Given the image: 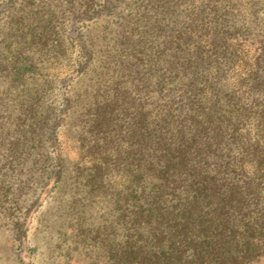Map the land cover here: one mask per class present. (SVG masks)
Listing matches in <instances>:
<instances>
[{
  "label": "trees",
  "instance_id": "obj_1",
  "mask_svg": "<svg viewBox=\"0 0 264 264\" xmlns=\"http://www.w3.org/2000/svg\"><path fill=\"white\" fill-rule=\"evenodd\" d=\"M58 195L60 264H264V0H0L23 264Z\"/></svg>",
  "mask_w": 264,
  "mask_h": 264
},
{
  "label": "rangeland",
  "instance_id": "obj_2",
  "mask_svg": "<svg viewBox=\"0 0 264 264\" xmlns=\"http://www.w3.org/2000/svg\"><path fill=\"white\" fill-rule=\"evenodd\" d=\"M96 32H92L95 34ZM58 66L50 70L49 75L57 72ZM61 76L63 73H58ZM68 150V149H67ZM69 157L74 153L70 150ZM48 199L36 213L28 232L29 244L33 247V264H60L59 248H57V230L60 229L62 219L54 217L52 211L57 208L59 199ZM11 226L7 221L0 220V264H23L16 254L11 240ZM76 255H74L75 257Z\"/></svg>",
  "mask_w": 264,
  "mask_h": 264
}]
</instances>
